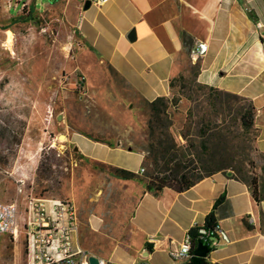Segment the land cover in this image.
Returning <instances> with one entry per match:
<instances>
[{
    "label": "crops",
    "instance_id": "0c3cea01",
    "mask_svg": "<svg viewBox=\"0 0 264 264\" xmlns=\"http://www.w3.org/2000/svg\"><path fill=\"white\" fill-rule=\"evenodd\" d=\"M27 1L21 5L30 3L29 11L61 20L63 37H69L67 46L73 49L63 58H72L71 72L81 74L79 80L70 79V91L79 82L92 114L77 112L75 123L67 125L74 151L90 163L134 173L126 179L111 171H104L106 176L89 168L79 172L64 198L77 212L73 248L118 264L107 257L136 241V254L127 264H172L170 250L214 209L215 221L231 242L210 249L206 258L219 264H264V200L255 201L247 182L221 170L180 192L154 191L140 172L146 168L148 103L168 96L170 80L193 64L199 66V83L253 102L255 147L264 153V0H108L87 7L88 0ZM21 13L22 6L14 16ZM201 41L207 51L195 58ZM82 66L98 70V85L89 87ZM99 110L116 114L101 117ZM131 156L137 164L130 165Z\"/></svg>",
    "mask_w": 264,
    "mask_h": 264
},
{
    "label": "rangeland",
    "instance_id": "374dc122",
    "mask_svg": "<svg viewBox=\"0 0 264 264\" xmlns=\"http://www.w3.org/2000/svg\"><path fill=\"white\" fill-rule=\"evenodd\" d=\"M10 1L13 15L7 13L8 0H0V199L15 203L22 218L31 199L69 198L81 170L89 168L94 173H103L110 171V165L82 159L68 139L71 129L67 125L75 123L77 112L81 117L92 113L87 111L79 82L77 89H73L76 91H70V79L79 80L81 74L71 72L72 58L70 61L63 58V54L72 55L73 49L67 46L69 37H63L61 20L29 11L30 3L22 8L21 14L14 16L21 2L29 1ZM50 1L54 0H40L39 3L49 4ZM191 68L189 65L184 80L176 82L173 96L177 98L181 92H192L199 94L203 101L207 89H200L191 81ZM82 71L89 87L98 85L97 69L82 66ZM181 84L185 87L181 88ZM232 102L244 104L241 99H232ZM203 105L204 110L210 109ZM191 106L196 110L200 108L195 102ZM177 107L172 105L171 110ZM96 113L101 117L116 114L113 110ZM231 130L249 154L247 178L256 174L264 184V153L255 150L254 133L242 132L236 126ZM176 137L184 142L181 135ZM130 162V165L137 164L132 156ZM144 164L143 175L147 179L146 174L151 172L153 165L150 161ZM137 248L136 241L132 245L124 243L107 258L127 264ZM0 264H27L23 235L13 240L8 232L0 234Z\"/></svg>",
    "mask_w": 264,
    "mask_h": 264
},
{
    "label": "trees",
    "instance_id": "16d2710c",
    "mask_svg": "<svg viewBox=\"0 0 264 264\" xmlns=\"http://www.w3.org/2000/svg\"><path fill=\"white\" fill-rule=\"evenodd\" d=\"M198 70V64H193L191 81L200 89H207V93L203 94V101L199 94L194 95L192 92H181L179 97L174 98L176 82L185 79L184 74H181L170 80L171 92L168 96H158L148 103L145 162L150 161L153 168L146 174L147 189L160 191L168 187L180 192L205 176L231 169L238 179L249 184L255 201L264 200V184L256 174L247 178L249 154L245 152L246 146L240 139H235L237 136L231 130V127L236 126L242 132H253L255 142L257 131L254 127L253 102L238 94L199 83L196 79ZM184 87L181 84V88ZM232 99H241L244 104H235ZM192 102L200 108L193 109ZM203 104L210 106V109L204 110ZM172 105L179 107L172 111ZM173 126L179 130L178 133H175ZM177 134L184 138V142L178 140ZM109 167L118 177L127 179L134 176L129 170L113 165ZM222 198L223 196L216 200L214 208ZM215 220L213 209L205 216L203 225L213 224ZM197 227L198 225H194L189 229L193 237L190 258L172 264H219L194 254ZM135 264L152 263L141 261Z\"/></svg>",
    "mask_w": 264,
    "mask_h": 264
},
{
    "label": "built area",
    "instance_id": "2783aa9c",
    "mask_svg": "<svg viewBox=\"0 0 264 264\" xmlns=\"http://www.w3.org/2000/svg\"><path fill=\"white\" fill-rule=\"evenodd\" d=\"M107 1L90 0L97 6ZM21 6L25 7L26 3L23 2ZM207 48L206 42H198L194 49L196 57L204 55ZM144 171L145 168L141 167L140 172ZM76 228V208L68 199L33 198L22 218L15 203L0 200V234L8 232L13 240L23 235L27 264H90L91 255L72 246ZM194 240L195 248L201 242L209 250L231 242L228 231L216 221L210 225H198ZM192 246L193 237L188 230L178 247L170 250L169 256L176 262L185 261L192 255ZM99 264L114 263L99 258Z\"/></svg>",
    "mask_w": 264,
    "mask_h": 264
},
{
    "label": "water",
    "instance_id": "95a60500",
    "mask_svg": "<svg viewBox=\"0 0 264 264\" xmlns=\"http://www.w3.org/2000/svg\"><path fill=\"white\" fill-rule=\"evenodd\" d=\"M89 4H90V1L88 0L86 2V6L85 7H87ZM133 35H134V32L132 31L129 34V37L132 38ZM208 252H209V248L207 247V245L200 242V243H198L196 245L194 254L196 256L206 257L208 255ZM89 261H90V264H99V258L97 256H95V255L89 256Z\"/></svg>",
    "mask_w": 264,
    "mask_h": 264
},
{
    "label": "bare ground",
    "instance_id": "6f19581e",
    "mask_svg": "<svg viewBox=\"0 0 264 264\" xmlns=\"http://www.w3.org/2000/svg\"><path fill=\"white\" fill-rule=\"evenodd\" d=\"M195 56V55H194ZM195 58H197V57H195ZM4 98V97H3Z\"/></svg>",
    "mask_w": 264,
    "mask_h": 264
}]
</instances>
